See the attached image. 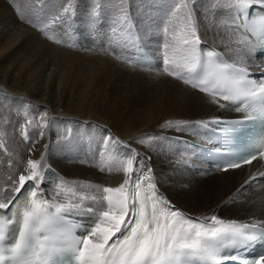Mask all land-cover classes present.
Masks as SVG:
<instances>
[{"label": "bare ground", "instance_id": "bare-ground-1", "mask_svg": "<svg viewBox=\"0 0 264 264\" xmlns=\"http://www.w3.org/2000/svg\"><path fill=\"white\" fill-rule=\"evenodd\" d=\"M176 2L74 0V16H90L92 7L98 6V15L111 18L116 28L138 25L147 45H153L159 30L167 26L172 49L186 53L182 47H173L172 36L190 30L186 14L191 10L200 40L225 51L234 49L239 38L219 13L227 0H186L187 6L172 16ZM66 3L0 0V200H5L12 186L9 177L17 178L29 158L38 160L41 155L66 177L67 186H118L125 173L118 170L117 162L123 163L127 149L113 141L104 143L110 132L146 158L167 200L190 215L264 220V191L250 178L257 172L256 164L224 174L192 173L182 162L188 158L169 142L172 137L186 136L190 127L185 132L162 128L168 121L190 125L236 115L161 73L131 68L101 53L71 51L50 43L33 24L45 14L50 21ZM125 14L127 19L118 21ZM156 134L159 139L152 141L151 150L138 140ZM80 135L102 142L105 152L100 166L79 160ZM101 167L106 170L101 172ZM76 191L99 195L91 187Z\"/></svg>", "mask_w": 264, "mask_h": 264}, {"label": "snow or ice", "instance_id": "snow-or-ice-1", "mask_svg": "<svg viewBox=\"0 0 264 264\" xmlns=\"http://www.w3.org/2000/svg\"><path fill=\"white\" fill-rule=\"evenodd\" d=\"M186 6V0H178L173 4L170 15L175 16ZM97 8L95 5L92 7L90 19L98 16ZM227 8L232 12L234 24L236 20L241 21L235 25L236 31L247 29L249 32H255L258 29L264 34V12L255 19L250 18L251 9L264 10V0H228ZM74 13V0H67L56 15L44 23L45 29L50 24L61 28L70 26ZM186 15L191 24L190 30L182 29L179 35L172 36V41L173 47L187 50L188 64L185 66L190 78L168 71L169 59L165 56L161 66L167 74L175 76V79L193 89L207 93L219 107L225 105L220 104L216 97L237 104V110L248 108V104L243 103L245 97L253 101L259 97L261 105H264V82L257 85L245 81L246 68H236L235 64L227 63L220 68L211 59L214 55L224 56L225 53L210 51L205 70L201 64V50L197 48L200 38L196 22L192 19L191 10ZM117 19L123 21L127 16L125 14ZM249 24L252 27H249ZM163 31L167 34L168 27L165 26ZM54 42L60 43V40L55 39ZM237 43L242 46L245 55H251L253 46L247 35ZM260 44L261 48H264V40H261ZM227 69L239 75L238 78L225 77L229 82V86L225 87L218 73ZM256 120L264 121V106L259 109L253 106L241 120L225 122L223 118L218 117L213 118L211 123H227L220 131L231 134L240 125ZM196 126L206 125L198 122ZM189 127L179 121L175 124L168 121L162 125L165 130L175 132H185ZM39 135L42 137L43 131H40ZM157 139L159 134L138 138L149 150L152 149V141ZM109 141L127 149L123 163L117 162L118 170L125 173L123 182L115 187L87 183L67 186L65 181L58 178L55 195L70 194L76 198L75 203L69 201L57 204L55 195L51 194L50 199L45 198L41 185L46 180L45 170L51 169L43 155L38 160H27L24 169L27 174L22 172L15 179L9 177L12 186L7 189L5 200L0 202V264H56V258L61 255L67 257L65 264H190L192 261H211L212 264H227L228 261H232V264H264V253L251 259L240 255H223V249L226 247L247 249L256 244H264V223L225 221L215 214L201 219L184 213L160 192L151 167L145 162L146 158L140 157L137 149L131 148L127 142L119 140L110 132L104 143ZM192 147L198 148L199 145ZM214 151L220 153L221 146L218 145ZM258 156L264 160V149L257 152L253 146L252 150L231 156L228 162L222 165V169L227 171L239 168L242 164H251ZM182 162L191 163L187 159ZM105 170L104 167L100 168L101 172ZM107 170L110 172L111 168ZM29 182L30 187L26 195L21 196ZM77 187H91L99 195L80 194L76 191ZM85 201L91 203L85 204ZM72 216H90L91 219L88 223L78 225L80 235L75 234V226L69 227L64 230L60 242H54L50 233L58 225L70 224L69 217ZM209 220L211 223L206 222ZM12 225H16V236L8 243L9 228Z\"/></svg>", "mask_w": 264, "mask_h": 264}]
</instances>
